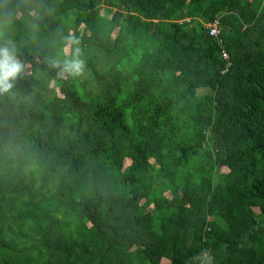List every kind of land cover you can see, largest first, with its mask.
<instances>
[{
  "label": "trees",
  "instance_id": "16d2710c",
  "mask_svg": "<svg viewBox=\"0 0 264 264\" xmlns=\"http://www.w3.org/2000/svg\"><path fill=\"white\" fill-rule=\"evenodd\" d=\"M8 3L0 264H264V0Z\"/></svg>",
  "mask_w": 264,
  "mask_h": 264
},
{
  "label": "clouds",
  "instance_id": "9594fccd",
  "mask_svg": "<svg viewBox=\"0 0 264 264\" xmlns=\"http://www.w3.org/2000/svg\"><path fill=\"white\" fill-rule=\"evenodd\" d=\"M22 7L26 5L13 8L8 0H0V27H10ZM32 27L35 29L36 25L33 24ZM61 40L64 43V52L62 57L49 58L51 67L56 69L60 76L78 77L85 71V60L79 47L80 40L71 33L62 36ZM16 53L17 49L11 40L0 43V96L9 94L18 77L25 71V65Z\"/></svg>",
  "mask_w": 264,
  "mask_h": 264
},
{
  "label": "built area",
  "instance_id": "2783aa9c",
  "mask_svg": "<svg viewBox=\"0 0 264 264\" xmlns=\"http://www.w3.org/2000/svg\"><path fill=\"white\" fill-rule=\"evenodd\" d=\"M208 28L209 30V36L210 37H218L221 31V28L219 27L218 21H215L212 25H209ZM221 56L223 60L227 61L229 59L227 53L225 50L222 49L221 51ZM230 67V63H228L224 69V72L227 71V69Z\"/></svg>",
  "mask_w": 264,
  "mask_h": 264
},
{
  "label": "rangeland",
  "instance_id": "374dc122",
  "mask_svg": "<svg viewBox=\"0 0 264 264\" xmlns=\"http://www.w3.org/2000/svg\"><path fill=\"white\" fill-rule=\"evenodd\" d=\"M123 164H124V167L129 166L130 165V160H125ZM162 264H169V262L167 260H163Z\"/></svg>",
  "mask_w": 264,
  "mask_h": 264
}]
</instances>
